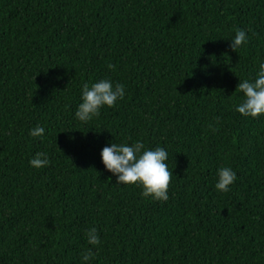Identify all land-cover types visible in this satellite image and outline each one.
<instances>
[{
  "label": "trees",
  "instance_id": "16d2710c",
  "mask_svg": "<svg viewBox=\"0 0 264 264\" xmlns=\"http://www.w3.org/2000/svg\"><path fill=\"white\" fill-rule=\"evenodd\" d=\"M262 62L264 0H0V264H264V114L235 110ZM101 79L125 96L82 122ZM137 141L167 151V201L104 167Z\"/></svg>",
  "mask_w": 264,
  "mask_h": 264
},
{
  "label": "clouds",
  "instance_id": "9594fccd",
  "mask_svg": "<svg viewBox=\"0 0 264 264\" xmlns=\"http://www.w3.org/2000/svg\"><path fill=\"white\" fill-rule=\"evenodd\" d=\"M247 41L245 31L237 28L231 39L230 48L234 51ZM114 69V65H108ZM35 78V77H34ZM238 89L244 94L243 101L238 104L235 110L243 116L256 118L264 114V62L260 63L259 71L253 82L249 80L240 81ZM125 96V88L121 83H113L107 79H101L89 87L87 83L82 86V102L78 105L75 116L82 122H88L100 115V109L104 106L114 107L118 100ZM217 122L219 117L216 118ZM213 132L217 128L209 125ZM44 128L38 126L31 130L30 135L42 136ZM101 160L104 167L114 174L117 183L137 185L142 187L141 195L151 197L154 200L167 201L168 190L172 183L173 171L169 170L166 161L168 153L163 147L154 150H147L144 144L137 141L131 145L127 143H111L101 150ZM34 168H44L50 164L46 153H37L30 161ZM236 180L235 172L229 167H222L218 170V179L215 188L220 192H228L229 186ZM87 242L90 245H98L100 238L95 228L86 233ZM96 253L91 248L86 249L82 254L84 261H90Z\"/></svg>",
  "mask_w": 264,
  "mask_h": 264
}]
</instances>
